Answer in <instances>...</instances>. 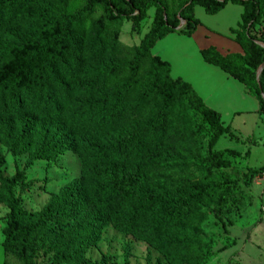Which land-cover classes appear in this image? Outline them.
<instances>
[{
  "label": "trees",
  "instance_id": "obj_1",
  "mask_svg": "<svg viewBox=\"0 0 264 264\" xmlns=\"http://www.w3.org/2000/svg\"><path fill=\"white\" fill-rule=\"evenodd\" d=\"M32 1L0 0V26L16 18ZM84 1L103 6L108 21L130 20L133 30H138L148 10L155 8L148 32L133 49L130 73L135 78L143 58L149 60L157 75L144 86L141 98L154 102L156 107L139 128L119 133L105 146L94 142L95 155L84 183L63 190L39 212L22 209L14 189L24 180V174L17 171L11 178L4 177V159L0 155V196L9 211L3 250L20 264H39L41 257H48L46 264H87L89 248L98 242L105 228L112 227L168 254L171 264H203L209 252L201 248L200 226L207 214L200 207L212 206L221 212L238 197L232 188L234 180L223 173L216 179L213 170L226 167L225 154L236 158L240 153L212 149L223 136L236 142L238 139L190 84L170 76L168 62L149 52L169 33L191 36L199 25L195 6L202 7L208 15H216L228 3L241 6V22L231 33L242 54L223 56L209 47L200 55L205 63L241 83L264 115V66L257 77L264 64V48L251 34L264 14V0H182L172 15L159 0H120L124 9L111 0ZM71 27V20L58 15L37 36L0 51V142L13 156L54 162L66 149L64 143L44 134L43 122L34 117L33 110L34 104L59 101L65 105L68 101L70 89L59 82L60 75H65L67 67L74 66L80 56ZM123 94L124 90H118L114 94L119 98L116 101H121ZM180 106L196 112L213 133L209 154L202 159L203 163L209 162L204 168L207 173L201 169L198 176L185 165L198 144L195 131L180 118ZM56 110L50 115L57 118ZM124 110L125 103L115 106L107 123L120 122ZM170 163L179 164L172 169L177 180L165 177ZM160 179H165L164 186L155 184ZM51 224L67 226L53 231Z\"/></svg>",
  "mask_w": 264,
  "mask_h": 264
},
{
  "label": "rangeland",
  "instance_id": "obj_2",
  "mask_svg": "<svg viewBox=\"0 0 264 264\" xmlns=\"http://www.w3.org/2000/svg\"><path fill=\"white\" fill-rule=\"evenodd\" d=\"M111 1L125 8L120 0ZM159 1L166 4L168 15H172L182 2ZM154 10L149 9L140 28L133 30L130 20L108 21L107 10L103 6L89 5L84 0H66L64 4L62 0H34L16 18L5 20V24L0 26L1 51L37 36L41 29L51 25L53 18L63 15L72 21L71 32L75 49L80 55L79 61L74 66H68L65 75H60L59 82L70 89L65 105L59 101L34 104V117L43 122L44 134L66 146L55 161H30L27 155L13 156L0 142V155L4 159L1 168L3 176L11 178L17 171L24 174V180L17 184L14 195L25 212H39L63 190L84 183L95 155L92 149L94 142L105 146L119 133L139 128L150 118L155 103L143 101L141 93L157 74L149 65V60L143 58L136 77L132 78L130 61L134 47L149 30ZM241 13V6L230 3L216 15L206 14L200 6L194 8L200 25L231 40L233 35L230 31L237 29ZM251 34L255 42L264 48V14ZM198 46L199 42L193 37L174 32L156 42L149 54L169 62L170 76L190 81L202 97L210 93L216 96L221 91L217 89L219 81L211 75L213 67L202 61ZM121 89L125 96L116 101L119 98H115L114 94ZM121 103H125L123 119L108 124L111 111ZM242 107L247 111L251 109L249 104ZM55 110L57 118L50 115ZM179 110L186 127L195 131L198 144V150L185 161V165L194 171L195 176L201 174V169L207 173L204 168L209 166V162L203 163L202 159L209 154L212 130L196 112L186 106H180ZM229 113L223 112L221 117L226 126L230 121L226 117ZM231 123L230 130L243 141L236 142L223 136L212 150L233 149L240 156L232 158L225 154L226 167L213 170V173L216 179L223 173L234 180L232 188L238 197L221 212L212 206L200 207L201 212L207 214V219L200 226L201 248L209 252L203 264H264V170L260 173V169H264V116L248 112ZM177 165H166L168 168L164 174L171 181L177 180L172 172ZM155 184L164 186L166 181L160 179ZM240 195L244 198H239ZM8 212L0 196V264H20L3 250ZM66 226L51 224L50 227L54 231ZM86 260L87 264H171L168 254L112 227L100 233L98 242L89 248ZM47 261L48 257H41L38 262L46 264Z\"/></svg>",
  "mask_w": 264,
  "mask_h": 264
},
{
  "label": "crops",
  "instance_id": "obj_3",
  "mask_svg": "<svg viewBox=\"0 0 264 264\" xmlns=\"http://www.w3.org/2000/svg\"><path fill=\"white\" fill-rule=\"evenodd\" d=\"M242 12H243V9H242ZM240 22H241V19H240ZM238 25H239V23H238ZM238 25H237V27H238ZM203 26L204 25H202V24L200 25V22H199V25L196 27L195 32L190 36V37H193L194 41L199 42V46L197 49L199 54H200L201 50L207 49L209 47H214L223 56L228 55V54H242L241 47L234 41V39L231 40L228 37L222 38V36L220 34H218L217 32H215L214 30H212L210 28L203 27ZM157 57H159V56H157ZM201 59H202V57H201ZM202 61H203V59H202ZM207 65H209V64H207ZM209 66L213 67V70H211V75L214 78H216L220 84V86H218L217 89L218 90L220 89L221 91L216 96L213 94L211 96V93H210L208 96L202 97L201 94L193 88V86L190 84V81L185 80V78L184 79L180 78V79H182L184 82L190 84L191 87L193 88V90L196 92V94L203 101V103L207 107H209L210 109L219 113L221 117H222L223 112H226V111L230 112L228 116L225 115L226 117H228L230 119L229 125H227L229 128L231 127V125H232L231 122H233V120L242 118L245 113L251 112V113H257L259 116L263 115L259 112L258 102L254 98H252L246 94L244 86L241 83H239L237 80L230 77L227 73L223 72L218 67L213 66V65H209ZM170 73H171V66H170ZM214 92H212V93H214ZM248 104H249V106H251V109H249V111H247V108L242 109L243 105L248 106ZM222 120L223 119L221 118V121ZM224 126H226V125H224ZM231 132L233 133L232 130H231ZM237 139H238V142L243 141V140H240L239 137H237ZM262 145H264V142L262 143ZM247 152H249V151H247Z\"/></svg>",
  "mask_w": 264,
  "mask_h": 264
},
{
  "label": "water",
  "instance_id": "obj_4",
  "mask_svg": "<svg viewBox=\"0 0 264 264\" xmlns=\"http://www.w3.org/2000/svg\"><path fill=\"white\" fill-rule=\"evenodd\" d=\"M182 25H184V23H183V22H181V25H180V26H182ZM263 66H264V64L261 66L260 72H261V70H262ZM263 100H264V95H263Z\"/></svg>",
  "mask_w": 264,
  "mask_h": 264
}]
</instances>
